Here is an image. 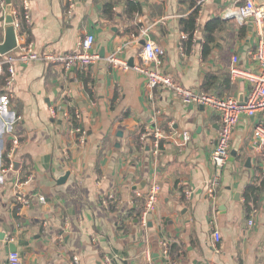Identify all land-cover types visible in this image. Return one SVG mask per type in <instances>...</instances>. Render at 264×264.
Instances as JSON below:
<instances>
[{"label": "crops", "instance_id": "1", "mask_svg": "<svg viewBox=\"0 0 264 264\" xmlns=\"http://www.w3.org/2000/svg\"><path fill=\"white\" fill-rule=\"evenodd\" d=\"M2 1L0 44L6 28ZM108 1L71 0V11L67 0H28L31 35L25 36L38 52L70 53L86 34H93L100 61L88 70L87 84L80 78L84 69L65 72L39 63H16L10 90L0 76V264H8L10 244L17 246L23 264H74L75 256L82 264H108L106 258L111 264H264V193L250 214L243 198L246 187L260 179L254 139L258 117L240 118L229 161L220 172L212 160L219 117L203 106L184 104L167 88L150 89L145 76L131 67L118 69L108 62L116 54L128 64H139L146 33L163 50L160 70L176 83L243 102L252 85L230 80L232 59L238 57L243 70L257 69L251 53L264 39V23L250 19L241 25L226 17L244 0L197 2L198 33L186 52L180 21L192 14L189 5L134 0L142 13L128 18L125 1L116 0L110 19L103 14ZM256 2L264 9V0ZM215 18L235 27L220 34L204 58L202 30ZM240 27L246 28L244 38ZM13 54L15 50L0 54V59ZM209 74L216 77L215 87L204 92ZM66 103L81 115L84 147L63 114L52 118V109ZM147 128L164 131L158 154L150 141L144 149L138 145ZM184 132L192 139L182 147L178 143ZM15 137L21 140L15 158L19 167L8 171L4 156ZM217 176L219 186L210 196L209 184ZM143 183L144 189L135 190ZM20 184L28 207L17 201ZM153 184L162 193L144 228L134 218L135 209L143 208ZM39 196L46 204L38 202ZM214 234L221 236L219 244ZM164 240L178 248L171 262L163 254Z\"/></svg>", "mask_w": 264, "mask_h": 264}, {"label": "built area", "instance_id": "2", "mask_svg": "<svg viewBox=\"0 0 264 264\" xmlns=\"http://www.w3.org/2000/svg\"><path fill=\"white\" fill-rule=\"evenodd\" d=\"M242 1V0H239ZM245 5L236 7L227 12L228 19L235 20L238 24H243L245 21L254 19L258 25L264 23V9L258 7L256 0H244ZM71 2V0H70ZM5 6L4 1L0 0V8ZM74 4L70 3V10L72 11ZM23 13L13 10L14 23L13 26L17 32V48L15 54L0 59V76L7 68V77L5 79L6 89L10 90L15 83L17 71L15 64L30 65L33 63L44 64L46 66L61 67L65 72H72L76 69L88 70L95 66L100 61V56L94 53L93 49L96 43V37L93 34H86L78 43L77 48L70 53H58L47 50L45 52H38L34 45L27 41L25 34L21 33L22 22L21 17L30 24L31 15L29 10L28 0H23ZM198 31H195V38ZM187 36L184 35L183 39ZM146 44L143 46L139 54V64H135L133 70L142 74L147 79V85L150 89H164L171 90L174 95L180 99L184 104H196L208 108L214 115L221 120V129L218 136L216 148L212 153V160L218 170L221 172L227 165L231 153V141L234 136L235 129L243 115L249 117H258V123L254 129V139L256 150L259 155V177L264 179V39L259 43L255 51L251 53L252 60L258 65L257 69L243 70L239 67V58L232 59V67L230 69V76L233 81L243 80L252 85L251 91L247 95L245 101L241 102L238 98L232 96H219L214 94H206L195 92L192 89L175 82V80L168 74L160 70L161 57L163 55L162 48L152 41L147 40L146 33L144 34ZM108 62L114 68L129 70L130 66L126 61L118 58L116 54L108 58ZM70 96V95H69ZM68 95L64 96L69 98ZM72 106L64 104V107H57L52 109V118H56L59 114L70 121L72 124L71 134L76 137L77 142L81 146H85L87 142V133L80 127L75 126L74 122L81 123V115L77 110L72 113L70 109ZM166 138L164 132L160 128H147L141 136L140 142L142 148L146 146V142L150 141L155 154H158L162 148V143ZM192 137L189 132H184L180 135L179 145L186 146L190 143ZM21 146V140L18 137L13 139V146L8 154L11 162L7 168L8 171L14 170V164L17 162L14 159V153ZM220 176L214 178L209 184L208 193L213 196L216 188L219 186ZM23 184L18 186L16 190V198L23 206L28 207L30 201L22 192ZM162 188L158 184H153L146 195L145 204L142 213L139 217L140 224L146 228L150 216L157 211V206L160 200ZM190 192H185V197H190ZM38 202L46 204V199L39 196ZM253 220L249 221L253 225ZM215 242H221V236L214 234ZM161 247L165 258L171 262V244L167 240L162 241ZM106 263L111 264L112 260L106 258ZM8 264H23V261L18 252L9 253ZM74 264H82L79 257L73 258ZM174 264V263H173Z\"/></svg>", "mask_w": 264, "mask_h": 264}, {"label": "trees", "instance_id": "3", "mask_svg": "<svg viewBox=\"0 0 264 264\" xmlns=\"http://www.w3.org/2000/svg\"><path fill=\"white\" fill-rule=\"evenodd\" d=\"M125 1V12L124 14H126V16L128 18L132 17L133 14L136 15H140L142 13V7L140 5V3L134 1V0H124ZM68 5H70V0H67ZM116 0H110L108 1L105 5H104V10H103V14L105 17H108L110 19H112V16L114 14V8H115V4ZM22 4V1H21ZM180 4L183 5H189V7L192 9V14L190 16H188L187 18H184L180 21V26L182 29V32L187 36L186 39H183V46L186 52H189V50L191 49V46L193 45V43L195 42V31L197 30L198 26H197V21L199 18V11L200 8L199 6H197V1L196 0H180ZM12 6H13V10L14 11H19L20 13H23L22 7L23 5H19V0H12ZM21 22H22V30L21 33L23 34H27L28 36L31 35L30 33V28H28L26 21L23 17H21ZM231 27H235L232 22L230 20H224L221 18H215L213 20H210L209 22L206 23V25L204 26L203 30H202V36H203V56L204 58L207 57L211 51H212V44H214L218 38V36L224 32H227L229 30H231ZM246 28L245 27H240V37L244 38V32ZM89 70V69H88ZM86 70L83 73H79L80 74V78H82V80H84V83L87 84L88 80L90 79V72ZM8 73H7V68H5L2 76H4V82L5 79L7 77ZM229 78L231 79L230 76V72H229ZM215 79L216 77H214V75L209 74L206 76L205 81L202 85V91L204 92H208L210 89H214L215 87ZM230 82V81H229ZM68 101V100H67ZM74 108H71L70 111L73 113L74 112ZM75 126H81V123L79 124L78 122H74ZM164 132V131H163ZM144 133V131L142 132ZM140 140V137H139ZM141 143L138 142V145L141 147L140 145ZM163 145V144H162ZM142 148V147H141ZM10 152V149L6 152L5 156H4V164H5V169L7 167L10 166V158L8 156ZM264 193V179L261 178L258 181H255L254 183L248 185L244 191L243 194V198H244V207L247 211L248 214H250L253 211V208H256L258 201L260 200V198L262 197ZM115 198L113 197L111 199V201H114ZM110 202V201H109ZM115 206H112L111 210L115 211ZM142 209L137 210L135 209L137 216H135L134 218L139 220V217L142 213ZM177 250L178 248L175 246H172L171 248V256L173 257V251L177 254Z\"/></svg>", "mask_w": 264, "mask_h": 264}, {"label": "water", "instance_id": "4", "mask_svg": "<svg viewBox=\"0 0 264 264\" xmlns=\"http://www.w3.org/2000/svg\"><path fill=\"white\" fill-rule=\"evenodd\" d=\"M197 2H201L203 0H196ZM254 20V19H252ZM14 23V17H13V6H12V0H6V7H5V38H4V42L2 44H0V54L1 55H6L9 54L10 52L16 50L17 48V32L13 26ZM143 45L146 44V41H144L142 43ZM101 57H103V55L101 54ZM129 66L131 68L134 67V63L133 61L129 62ZM197 93V91H195ZM16 154L17 151H15L14 153V159L16 158ZM19 167V164L16 162L14 164V168L16 170V168ZM69 173L59 182L60 184H63L69 177ZM146 183H143L139 186H137L135 188V190L140 191L142 189H144ZM18 248L16 245L14 244H10L7 248V251L9 253H15L17 252ZM195 264H203L201 262H196Z\"/></svg>", "mask_w": 264, "mask_h": 264}]
</instances>
